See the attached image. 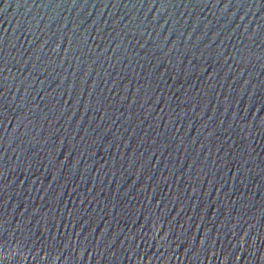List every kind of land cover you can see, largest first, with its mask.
<instances>
[{"label":"water","instance_id":"1","mask_svg":"<svg viewBox=\"0 0 264 264\" xmlns=\"http://www.w3.org/2000/svg\"><path fill=\"white\" fill-rule=\"evenodd\" d=\"M0 264H264V0H0Z\"/></svg>","mask_w":264,"mask_h":264}]
</instances>
